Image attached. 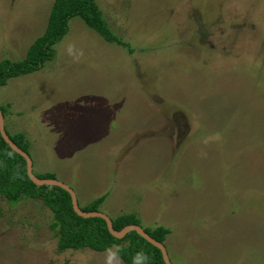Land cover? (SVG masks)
Masks as SVG:
<instances>
[{
  "label": "rangeland",
  "instance_id": "rangeland-1",
  "mask_svg": "<svg viewBox=\"0 0 264 264\" xmlns=\"http://www.w3.org/2000/svg\"><path fill=\"white\" fill-rule=\"evenodd\" d=\"M53 0H0V60L21 59ZM108 42L78 16L0 107L35 173L79 206L162 225L171 264H264V0H96ZM71 46V51H69ZM39 200L0 196V264H124L115 247L58 251Z\"/></svg>",
  "mask_w": 264,
  "mask_h": 264
},
{
  "label": "trees",
  "instance_id": "trees-1",
  "mask_svg": "<svg viewBox=\"0 0 264 264\" xmlns=\"http://www.w3.org/2000/svg\"><path fill=\"white\" fill-rule=\"evenodd\" d=\"M73 16L80 17L104 40L127 47L128 51L132 50L128 43L112 32L96 0H53L43 31L30 42L23 57L18 60L9 58L0 60V86L4 85L8 78L35 72L42 68L46 61L53 59L55 53L53 45L67 32L68 20ZM0 111L4 115L7 111L6 105L0 107ZM5 131L17 146L29 154V144L24 132L10 134L6 127ZM34 174L41 178H55L53 172ZM0 196L4 197L10 206L24 199H36L48 208L51 213L48 228L56 237L58 251L89 248L102 252L115 247V255L124 264H164L160 250L135 231L126 233L122 238H115L107 230L102 218L78 216L72 209L70 195L64 189L34 184L27 176L24 158L9 147L1 135ZM105 196L106 194H102L85 206L79 207L82 211H96ZM109 218L116 230L129 224L140 225L151 237L163 244L170 232L169 228L162 225L142 226L140 217L134 212L120 213Z\"/></svg>",
  "mask_w": 264,
  "mask_h": 264
},
{
  "label": "water",
  "instance_id": "water-1",
  "mask_svg": "<svg viewBox=\"0 0 264 264\" xmlns=\"http://www.w3.org/2000/svg\"><path fill=\"white\" fill-rule=\"evenodd\" d=\"M0 135L13 151H15L17 154H19L20 156L24 158L27 176L34 184H36L37 186H40V185L58 186L64 189L70 195L72 209L78 216H81L84 218H88V217L102 218L106 223L107 230L115 238H122L126 235V233L130 231H135L138 235L143 237L146 241H148L150 244H152L153 246H155L156 248L160 250L164 264H171V261L168 257L165 245L162 242L151 237L147 232L143 230V228L140 225L129 224V225H125L119 230H116L112 226L111 219L105 213H102L98 210L82 211L78 205L75 192L72 190V188L69 185L63 183L62 181H59L56 178H41V177L36 176L33 172L32 160H31L30 155L26 153L24 150H22L19 146H17L9 138L8 134L6 133L5 127H4V117L1 111H0Z\"/></svg>",
  "mask_w": 264,
  "mask_h": 264
},
{
  "label": "clouds",
  "instance_id": "clouds-1",
  "mask_svg": "<svg viewBox=\"0 0 264 264\" xmlns=\"http://www.w3.org/2000/svg\"><path fill=\"white\" fill-rule=\"evenodd\" d=\"M69 51H71V46H69Z\"/></svg>",
  "mask_w": 264,
  "mask_h": 264
}]
</instances>
